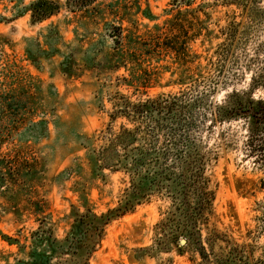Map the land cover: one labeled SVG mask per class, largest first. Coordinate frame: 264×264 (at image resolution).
<instances>
[{
	"label": "rangeland",
	"instance_id": "374dc122",
	"mask_svg": "<svg viewBox=\"0 0 264 264\" xmlns=\"http://www.w3.org/2000/svg\"><path fill=\"white\" fill-rule=\"evenodd\" d=\"M34 1L0 0V264L27 259L32 232L41 225L52 231L57 252L45 264H83L85 257L79 259L71 241L65 240L74 221L68 218L73 206L85 212L86 197L92 212L101 214L118 205L129 184L127 175L109 169L100 171L104 178L96 177V146L105 142L101 135L110 136L109 130L118 131L126 122L122 118L111 122L112 100L117 94L134 101L162 94L191 100L203 96L205 87L167 85L178 76L171 75L175 66L167 71L161 66L171 65L169 56L161 55L158 61L137 52L131 57L148 70L143 74L151 78L146 88L139 83L142 75L137 79L130 75L138 72L130 63L118 71L110 69L117 46L110 28L123 29L121 42L127 49V35L143 40L156 25L163 26L172 17L177 10H171V0H97L85 10L71 12L63 7L50 18L32 23L26 9ZM257 1L245 12L236 5L224 6L221 0H195L193 7L212 5L204 9L207 16L199 13L209 30L217 33L219 27L236 20L247 28L248 36L244 38V27H240L235 47L228 54L220 48L221 56L214 52L223 38L198 40L191 49L202 54L199 62L203 65L212 62L204 75H219V64H223L222 82L196 106V112L207 113L208 118L198 123L194 136L206 150L218 154L205 172L216 196L208 226L248 244V253L254 251L252 262H264V170L247 156L243 122L210 125L209 120V111L227 93L248 89L252 76L264 71V46L259 47L264 45V0ZM138 5L141 10L149 6L156 19L144 17ZM34 56H39L36 64ZM132 82L136 85H128ZM254 96L264 98V86ZM37 202L44 212L35 216L28 208ZM172 206L169 197L154 195L112 220L88 264H198L200 258L193 252L196 245L186 246L187 237L179 236L182 221L172 214ZM200 228L204 238L207 229L202 224ZM195 229L199 227L189 230L196 238ZM2 234L20 243L9 244ZM181 238L187 243L181 244ZM20 245L26 246L22 252Z\"/></svg>",
	"mask_w": 264,
	"mask_h": 264
},
{
	"label": "trees",
	"instance_id": "16d2710c",
	"mask_svg": "<svg viewBox=\"0 0 264 264\" xmlns=\"http://www.w3.org/2000/svg\"><path fill=\"white\" fill-rule=\"evenodd\" d=\"M97 0H36L26 9L31 13L32 23L42 22L45 19L59 13L63 7L71 12L82 11L93 5ZM195 0H171V10H177L172 17L164 22L163 26L156 25L154 32L144 35L143 40H132L133 34L128 36V46L124 49L121 42L123 29L120 26H112L110 35L117 45L113 63L111 59L110 69L118 71L121 67L126 68L130 63L132 69L138 68V72H132L134 78H140L142 87H149L151 78H143L148 70L135 58L137 52L148 58L162 59L161 55L169 56L171 65H161L165 70L175 68L171 75L178 76L171 83L179 85H190V87L204 86L201 92L204 95L186 99L184 95L162 94L155 98L134 101L130 97L117 94L112 100L113 111L110 113L111 122L118 118L125 119L118 131L109 130L110 136L101 135L105 142L96 146V177L104 178L100 172L109 169L111 172H123L129 177V184L123 189L117 206L106 212L96 214L87 206L88 199L83 198L85 212L73 206L68 218H72L71 230L65 240H70L75 255L81 259L85 257L83 264H88V259L100 244L105 227L114 219L132 212L138 205L150 201L154 195L167 196L172 201L173 213L179 216L180 234L188 239L186 246H193V252L200 258L198 264H264L261 260L252 262L254 251L248 253V244L239 243L235 238H227L226 235L216 227L209 228V221L214 214L215 191L209 189V179L205 172L210 161L218 158V154L208 148L196 135L199 128L198 123L206 121L207 113L196 112V106L202 98L208 97L217 89L218 83L222 82L221 73L223 64H219L220 73L217 76L209 72L212 62L203 65L199 62L202 54L196 51L192 53L191 44L201 40V43L212 38H223L218 44L225 48L227 54L235 47V40L240 34V27H244L243 36H248V31L241 22L229 21L222 27L209 30L204 26L206 20L201 19L199 13H204L205 7L212 6L209 3L199 4L193 7ZM257 0H221L224 6L236 5L245 12ZM215 5V3H213ZM144 17L155 20L148 6L141 10ZM264 10V9H263ZM251 16V15H250ZM257 17V15H254ZM164 28V32H162ZM53 33L57 31L54 30ZM126 36V37H127ZM134 48H131V47ZM264 45H259L263 47ZM39 57V56H38ZM38 57L31 58L36 64ZM253 59V58H252ZM165 60V58H164ZM159 61V60H158ZM108 63H104L107 64ZM104 69V66H102ZM167 71V70H166ZM136 77V78H135ZM132 78V77H131ZM133 79L125 78L126 82ZM136 82L128 85H136ZM264 86V71L255 73L248 89L232 90L225 98L215 104L209 111L210 125L217 122L241 121L247 129V140L249 154L253 162L264 170V98L255 97L257 89ZM111 131V132H110ZM0 164L3 163L0 161ZM5 170L8 168L4 167ZM6 178L1 176V181ZM28 208L32 214L38 216L43 213L42 206L38 202ZM19 211V210H18ZM180 214H179V213ZM200 224L207 229V235L203 238ZM183 227V228H182ZM195 229V235L191 228ZM52 231L45 230L43 226L32 232L34 244L32 250L24 252L27 259L19 260V264H45L46 261L57 254L52 243ZM9 244H19L20 240L2 234ZM59 245L63 246L62 242ZM40 246V248H39ZM25 245H20L21 252ZM218 248V250H217ZM41 249L40 251H38Z\"/></svg>",
	"mask_w": 264,
	"mask_h": 264
},
{
	"label": "water",
	"instance_id": "95a60500",
	"mask_svg": "<svg viewBox=\"0 0 264 264\" xmlns=\"http://www.w3.org/2000/svg\"><path fill=\"white\" fill-rule=\"evenodd\" d=\"M180 242H181V244H186L187 243V240H186V238H181L180 239Z\"/></svg>",
	"mask_w": 264,
	"mask_h": 264
}]
</instances>
